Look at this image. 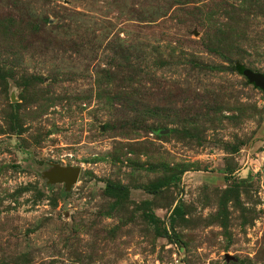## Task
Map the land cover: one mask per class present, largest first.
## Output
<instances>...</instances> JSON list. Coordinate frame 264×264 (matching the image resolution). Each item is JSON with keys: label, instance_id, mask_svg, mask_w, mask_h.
<instances>
[{"label": "rangeland", "instance_id": "rangeland-1", "mask_svg": "<svg viewBox=\"0 0 264 264\" xmlns=\"http://www.w3.org/2000/svg\"><path fill=\"white\" fill-rule=\"evenodd\" d=\"M238 68L264 76V0H0V264H264Z\"/></svg>", "mask_w": 264, "mask_h": 264}, {"label": "water", "instance_id": "water-1", "mask_svg": "<svg viewBox=\"0 0 264 264\" xmlns=\"http://www.w3.org/2000/svg\"><path fill=\"white\" fill-rule=\"evenodd\" d=\"M243 75L250 83L254 84L257 88L264 90V76L258 73H253L249 70L243 71ZM78 173L79 171L77 169L74 170L61 169L58 170L56 173H54L52 175V178L55 181L66 182L68 185H71L76 182Z\"/></svg>", "mask_w": 264, "mask_h": 264}, {"label": "trees", "instance_id": "trees-1", "mask_svg": "<svg viewBox=\"0 0 264 264\" xmlns=\"http://www.w3.org/2000/svg\"><path fill=\"white\" fill-rule=\"evenodd\" d=\"M238 72L241 73V74H243V70H242L241 68H238ZM107 187H108L109 189H111V190H116V191H120V190H122L121 187H116V186H112V185H108Z\"/></svg>", "mask_w": 264, "mask_h": 264}]
</instances>
